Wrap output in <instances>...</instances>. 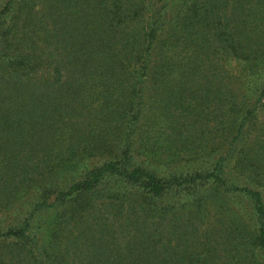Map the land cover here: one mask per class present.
Instances as JSON below:
<instances>
[{"label":"trees","instance_id":"1","mask_svg":"<svg viewBox=\"0 0 264 264\" xmlns=\"http://www.w3.org/2000/svg\"><path fill=\"white\" fill-rule=\"evenodd\" d=\"M0 264H264V0H4Z\"/></svg>","mask_w":264,"mask_h":264},{"label":"rangeland","instance_id":"2","mask_svg":"<svg viewBox=\"0 0 264 264\" xmlns=\"http://www.w3.org/2000/svg\"><path fill=\"white\" fill-rule=\"evenodd\" d=\"M4 2V0H0V6L2 5V3ZM143 160H154L155 162H160V164H154V165H159V166H164L162 163L166 162L167 163V157L164 155H158V156H152L151 154L148 155H140ZM139 160V159H138ZM160 171H162V168L157 167ZM161 173V172H159ZM212 213L214 212V210L211 211ZM250 221V220H249Z\"/></svg>","mask_w":264,"mask_h":264}]
</instances>
